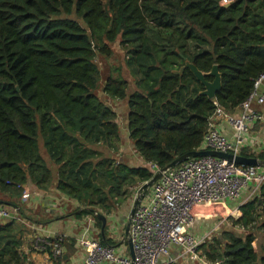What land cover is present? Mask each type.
<instances>
[{
	"label": "trees",
	"instance_id": "obj_1",
	"mask_svg": "<svg viewBox=\"0 0 264 264\" xmlns=\"http://www.w3.org/2000/svg\"><path fill=\"white\" fill-rule=\"evenodd\" d=\"M226 1L0 0V194L9 205L21 214L25 185H54L79 205L76 218L95 220L99 243L115 246L98 215L153 175L117 160L121 128L108 101H126L129 142L143 164L162 170L200 151L215 104L235 113L264 73V0ZM118 50L125 69L102 79L101 63ZM186 61L207 82L218 67L215 99L201 95L188 68L175 74ZM240 210L232 229L198 248L208 262L264 264V184ZM26 230L0 221V264H24Z\"/></svg>",
	"mask_w": 264,
	"mask_h": 264
},
{
	"label": "built area",
	"instance_id": "obj_2",
	"mask_svg": "<svg viewBox=\"0 0 264 264\" xmlns=\"http://www.w3.org/2000/svg\"><path fill=\"white\" fill-rule=\"evenodd\" d=\"M223 3L228 2L223 0ZM263 81L264 73L255 80L251 94L241 104L237 115L227 113L215 104L201 150L239 155L244 139L252 127L262 120L253 105L264 103V96L258 93ZM220 121L226 122L232 128V139L218 130L217 123ZM142 165L153 176L161 171L156 165ZM263 184L264 165L239 166L212 157L189 159L176 168L162 172L151 191L144 195L126 237L131 244L132 256L131 253L127 256L121 255L113 247L102 246L97 239L90 237L89 231L94 222L92 217L85 219V232L76 243L84 251V264H170L183 259L195 264H220L208 262L198 252L200 245L209 236L197 240L188 232L194 222V209L202 204L215 205L226 200H237L244 190H249V198H252ZM139 190H135V197L141 193ZM12 219L14 213L0 206V221ZM30 228L41 230L34 225ZM49 240L54 243L48 244ZM64 241L65 236L36 238L33 247L42 251L48 244L52 247L53 256L59 257ZM174 247L179 249L177 254L170 251Z\"/></svg>",
	"mask_w": 264,
	"mask_h": 264
},
{
	"label": "crops",
	"instance_id": "obj_3",
	"mask_svg": "<svg viewBox=\"0 0 264 264\" xmlns=\"http://www.w3.org/2000/svg\"><path fill=\"white\" fill-rule=\"evenodd\" d=\"M258 93L264 96V81ZM108 103L117 114L118 120L122 119V121L126 123L125 120L127 121L128 115L126 101H108ZM253 108L260 113L262 120L252 127L251 132L244 139V146L241 150H245L248 153L250 157L247 159H255L258 163L264 165V163L260 162V160H264L259 158V155L264 153V103L262 105L255 103ZM238 113L239 111H236L233 114L237 115ZM217 128L226 137L232 139L234 132L226 122H218ZM125 131L126 135L123 129L121 130L122 145L117 155V160L125 163L130 169L143 167L142 160L136 155L133 146L129 142L126 128ZM240 153L238 156H240ZM251 155L254 157H251ZM135 189L137 191L138 188L136 187L133 189L131 195L133 200L135 199ZM148 193L149 192L146 194ZM258 194L259 191L254 194L252 198H249L251 192L249 190H244L237 200H226L215 205H198L193 211L194 222L189 227L188 232L199 240L206 236H210L217 231L219 227H221L220 230L232 229L230 220H236L241 215V207L249 200L257 197ZM8 200L7 196L0 194V205L4 203V209L12 213L16 212L14 213V219L22 223L27 229L21 248V252L25 258L24 264H84V251L77 246L76 240L84 234L86 221L85 218L80 219L75 217L74 211L79 205L74 200L68 199L63 194H60L54 185L46 191H40L30 183L23 187L21 199L15 201L20 205L21 214L17 213V208L14 209L11 204L9 205L10 202L8 203ZM129 200L118 209L127 207L130 202ZM118 209L107 216L102 215L106 219V225L104 228H101L100 233L104 235L105 239L110 240V243H112L110 245H115L111 247H113L116 252L127 256L130 255V248L125 235L126 227L124 228L123 234H121L118 232V229L109 225L110 220L118 213ZM120 221H122V219ZM33 225L40 227L41 230H31L30 226ZM120 226L122 228V225H119V227ZM89 232L90 237L98 240L99 230L96 228L95 220ZM60 236H65L66 241H64L62 245V254L59 257H54L53 253L52 256H49L45 250L41 249L42 251H37L33 248V242L36 238L52 239ZM170 251L172 254H177L179 249L174 247L171 248ZM180 261L183 262L181 264H195L186 259Z\"/></svg>",
	"mask_w": 264,
	"mask_h": 264
},
{
	"label": "water",
	"instance_id": "obj_4",
	"mask_svg": "<svg viewBox=\"0 0 264 264\" xmlns=\"http://www.w3.org/2000/svg\"><path fill=\"white\" fill-rule=\"evenodd\" d=\"M185 68H188L190 70V72L194 75L196 80L202 84L204 90L201 92V95L202 96H206L209 99H215V96H216L217 92H219V90L221 89V77H220V74H219V71H218V67L214 66L212 68L211 72L209 73V76H211L213 78L212 82H207L205 80V75L202 74L194 66L193 63H190L188 61H186L185 62V66L182 67L180 69V71L176 72L175 74H181ZM75 125H76L77 131H78L79 128H80L79 127V120L75 121ZM202 157H212V158H217V159H221V160H226L228 162H233V163H235V164H237L239 166H254V167H261L262 166L255 159H247V158H244V157H241V156H234V155H231V154H225V153H220V152H217V151H209V150L195 151V152H190V153H186V154H184L182 156H179L172 163H170L168 166L163 168L159 173L154 175L148 182L144 183L142 185V187L140 188L139 192H141V193L138 196L135 197L132 209L130 211L129 219H128V222H127V225H126V229H125L126 237L128 235V232H129V228H130V225H131V220H132L137 208L139 207L144 195L149 191V189H151L153 184L155 182H157V180L160 178V174L162 172L167 171V170H171L173 168H176L181 163H183V162H185V161H187L189 159L202 158ZM98 218L102 222V228H104V226L106 225V219L102 215H98ZM127 243L129 245L130 253H131V256H132L131 244H130V242L128 240H127Z\"/></svg>",
	"mask_w": 264,
	"mask_h": 264
},
{
	"label": "rangeland",
	"instance_id": "obj_5",
	"mask_svg": "<svg viewBox=\"0 0 264 264\" xmlns=\"http://www.w3.org/2000/svg\"><path fill=\"white\" fill-rule=\"evenodd\" d=\"M117 46V45H116ZM124 60L123 59V54L122 52H120L119 50L116 52L115 56L112 57L111 59L107 60V61H103L101 63V69H102V79H104L106 76L110 75V74H115L116 75V72L115 71H120L121 68L122 69H125V66H124ZM126 122V120H125ZM118 123H119V126L121 128V130L123 129V132L124 134L126 135V131H125V128H126V123H124L122 121V119H119L118 120ZM125 126V127H124ZM127 137V136H126ZM142 186L138 187V190L141 188ZM151 189H149L148 192H150ZM130 202L128 203L127 207H124L122 210L121 209H118V213L115 215V217H113L112 220H110V226H113L115 229H118V232H120L121 234H123V231H124V228L126 227L127 225V221H128V218H129V215H130V211L132 209V206H133V202L134 200L131 198V200H129ZM122 219V221H120ZM119 225H122V228L121 226L119 227ZM124 225V227H123ZM214 226V225H213ZM112 228V227H111ZM221 227H219V229L217 231H215L214 233H212L209 238L206 240V242H213L214 239H217V235L218 233L221 231L220 230ZM220 230V231H219ZM239 232V231H238ZM259 240V239H258ZM260 241V240H259ZM183 263V262H181Z\"/></svg>",
	"mask_w": 264,
	"mask_h": 264
}]
</instances>
